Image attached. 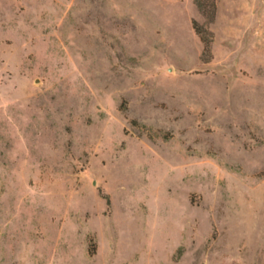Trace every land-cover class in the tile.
Masks as SVG:
<instances>
[{"label":"rangeland","instance_id":"1","mask_svg":"<svg viewBox=\"0 0 264 264\" xmlns=\"http://www.w3.org/2000/svg\"><path fill=\"white\" fill-rule=\"evenodd\" d=\"M199 2L0 0V264H264V0Z\"/></svg>","mask_w":264,"mask_h":264},{"label":"trees","instance_id":"2","mask_svg":"<svg viewBox=\"0 0 264 264\" xmlns=\"http://www.w3.org/2000/svg\"><path fill=\"white\" fill-rule=\"evenodd\" d=\"M196 5L198 6L199 9H201L202 5L199 2V0H196ZM210 6H211L210 19H213L214 18V14H215V4H214V0H212ZM194 29H195L196 33H198V34H201L202 33L197 28L194 27ZM202 41H204V40L202 39Z\"/></svg>","mask_w":264,"mask_h":264}]
</instances>
